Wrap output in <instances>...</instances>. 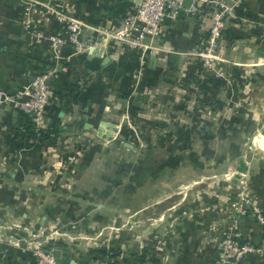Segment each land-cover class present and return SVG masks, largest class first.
Here are the masks:
<instances>
[{
	"label": "rangeland",
	"instance_id": "374dc122",
	"mask_svg": "<svg viewBox=\"0 0 264 264\" xmlns=\"http://www.w3.org/2000/svg\"><path fill=\"white\" fill-rule=\"evenodd\" d=\"M198 68L199 82H189L199 84L193 93L201 98L194 124L159 122L148 138L147 129L125 127L111 141L97 134L71 142L69 156H63L70 171H104L89 174L96 184L88 181L87 195L102 198L100 187H112L105 220H80V213L94 210L90 201L87 208L46 206L35 215L17 205L30 192L11 186L24 175L0 174V217L9 215L0 220V257L47 264L58 251L63 256L56 264H220L229 244L238 247L235 234L252 228L261 233L264 66L240 73L232 68L241 67L224 59L210 67L201 61ZM123 142L132 149L126 151ZM76 173L64 174V191L71 190ZM24 210L32 213L30 220L18 215ZM73 255L77 261L70 260Z\"/></svg>",
	"mask_w": 264,
	"mask_h": 264
},
{
	"label": "crops",
	"instance_id": "0c3cea01",
	"mask_svg": "<svg viewBox=\"0 0 264 264\" xmlns=\"http://www.w3.org/2000/svg\"><path fill=\"white\" fill-rule=\"evenodd\" d=\"M135 2L0 0V92L14 94L36 72L43 70L50 73V100L45 107L44 125L35 129L31 122L34 133L54 129L55 133L47 139L26 136L21 126L20 120L24 119L21 113L0 102V174L13 177L16 172L24 175L19 184L11 186L30 192L22 193L25 198L21 197L17 205L31 209L35 215L36 212L44 214L46 206L50 209L56 206L87 208L90 202L95 204V208L89 213H80L81 221H101L110 214H106V209L112 207L109 204L112 187L106 184L100 187L99 191L105 196L102 198L87 195L91 173L103 174L104 171H89V166L70 171L65 165L69 158L63 156L69 154L71 142H85L90 135L97 134L110 137L111 141L119 129L125 127L147 129L148 137L150 129L159 122L169 126L194 124V109L199 107L201 98L193 93L199 84L193 87L189 82H199L201 72L198 71V60L189 51L208 30L211 21L208 6L199 4L196 12L186 15L184 11L189 1L184 0L178 12L180 17L174 22L164 20L163 32L156 42L159 49L139 57L137 68L133 67L124 49L106 48L87 31H84L87 43L85 53L74 54L70 49L63 48L57 60L52 59L46 39L37 35L51 28L53 18L50 12L53 7L56 12L80 14L94 26L114 28ZM246 4L226 17L217 43L225 62L241 67L232 68L233 71L255 73L264 66V0H250ZM26 6L28 9H25ZM90 41H93L91 52ZM207 101L209 105L211 101ZM102 122L112 124L113 129L101 127ZM121 135L125 137L123 133ZM125 142L122 146L126 151L131 150L133 146ZM74 172L77 173L71 190L64 191L67 181L64 174ZM92 181L91 185L95 183ZM260 194V205L264 211V189ZM134 199L130 198L132 202ZM32 213L24 210L18 215L25 221L31 219ZM74 213L76 215L77 211ZM2 218L3 214L0 220ZM260 239L261 233L254 228L242 229L237 237L240 242L252 243L256 247ZM62 256L60 252V259ZM16 258L0 257V264H14L13 259L15 264L30 263L24 257ZM70 260L77 261L74 255ZM242 263L264 264V248L245 256ZM178 264L198 263L182 261Z\"/></svg>",
	"mask_w": 264,
	"mask_h": 264
},
{
	"label": "built area",
	"instance_id": "2783aa9c",
	"mask_svg": "<svg viewBox=\"0 0 264 264\" xmlns=\"http://www.w3.org/2000/svg\"><path fill=\"white\" fill-rule=\"evenodd\" d=\"M184 0H138L132 8L121 17L120 23L114 28L94 26L75 13L56 12L51 9L53 18L52 26L46 32L40 31L38 36L48 42L51 57L57 60L61 56L63 48L70 49L74 54L85 53L87 43L84 31L104 45L106 48L127 47L137 51L139 57L146 52H154L159 48L156 45L158 37L163 32L164 20L174 22L178 12L182 9ZM185 14L190 15L198 10V5L203 4L211 10V21L205 36L193 46L189 53L197 57L203 65L210 67L215 60H224L218 50L217 40L222 32L226 17L234 13L243 3L250 0H188ZM28 9V6L25 7ZM220 75L217 71H211ZM50 73L39 71L33 78L26 82L20 90L14 94L0 92V102H5L14 110L26 116L34 125L35 129L43 127L45 107L50 100V89L46 79ZM259 222L264 225V217L258 215ZM238 234H235L237 237ZM264 248V228L261 231V239L258 247L239 244L232 247L230 244L224 251L225 261L220 264H243L242 259ZM229 258V259H227ZM55 259L50 256L47 264H56Z\"/></svg>",
	"mask_w": 264,
	"mask_h": 264
},
{
	"label": "trees",
	"instance_id": "16d2710c",
	"mask_svg": "<svg viewBox=\"0 0 264 264\" xmlns=\"http://www.w3.org/2000/svg\"><path fill=\"white\" fill-rule=\"evenodd\" d=\"M249 2V1H248ZM248 2H246V3H248ZM246 3H243L241 6H247V4ZM240 6V7H241ZM239 7V8H240ZM77 16H79V17H81V18H83L85 21H87V22H89L88 20H87V18H85L84 16H82V15H80V14H77V13H75ZM178 17H180V15H178ZM121 49H124L128 54H129V57H130V60H131V62H132V65H133V67H135V68H137L138 67V59H139V53L137 52V51H134V50H131V49H129V48H127V47H124V46H122L121 47ZM69 50V49H68ZM143 57V56H142ZM40 71H43V70H40ZM39 72V71H38ZM21 116H22V118H24V119H21L20 121H21V123H22V129L24 130V133H25V135L26 136H28L29 138H32V139H37V140H45V139H47L48 138V136L50 135V134H54L55 133V131H54V129L53 128H51V130H44V131H41V130H38V131H36L35 133L33 132V127H32V124H31V121L26 117V116H24V115H22L21 114ZM159 125V127H160V125H162V124H158ZM140 130V129H139ZM142 130H140V132H141ZM37 133H39V135L37 136L36 134ZM144 136H146L145 134H143ZM172 135H173V133H172V131L170 132V133H168V135H166L167 137H172ZM142 137V136H141ZM147 137V136H146ZM148 138V137H147ZM236 241L237 242H239V244L241 245L242 244V242H240L239 240H237L236 239ZM55 245V244H54ZM56 245H59L58 243H56ZM137 260H139V262L141 261V259H138L137 258Z\"/></svg>",
	"mask_w": 264,
	"mask_h": 264
},
{
	"label": "water",
	"instance_id": "95a60500",
	"mask_svg": "<svg viewBox=\"0 0 264 264\" xmlns=\"http://www.w3.org/2000/svg\"><path fill=\"white\" fill-rule=\"evenodd\" d=\"M135 1H138V0H135ZM92 42L93 41L88 42V44H89V52H91V44H92ZM48 82H49V80L46 79V84H48ZM101 127H104V128H106L108 130H112L113 129V125L112 124L105 123V122L101 123ZM107 140H110V137H107ZM53 255H54L55 259H58V257H59L58 251H53ZM70 264H72V263H70Z\"/></svg>",
	"mask_w": 264,
	"mask_h": 264
}]
</instances>
